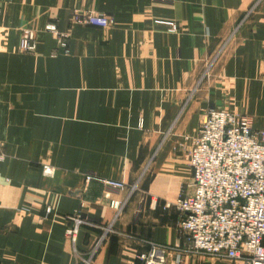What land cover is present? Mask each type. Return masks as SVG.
<instances>
[{
  "label": "crops",
  "instance_id": "0c3cea01",
  "mask_svg": "<svg viewBox=\"0 0 264 264\" xmlns=\"http://www.w3.org/2000/svg\"><path fill=\"white\" fill-rule=\"evenodd\" d=\"M75 9L116 22L72 25ZM51 21L70 32L69 54L43 31ZM22 28L36 52L19 49ZM210 107L264 129V0H0V264H80L65 236L76 211L112 225L94 264H144L150 241L180 243L164 203L192 180L185 136ZM102 233L83 225L77 249Z\"/></svg>",
  "mask_w": 264,
  "mask_h": 264
},
{
  "label": "built area",
  "instance_id": "2783aa9c",
  "mask_svg": "<svg viewBox=\"0 0 264 264\" xmlns=\"http://www.w3.org/2000/svg\"><path fill=\"white\" fill-rule=\"evenodd\" d=\"M72 25L112 27V15L93 10L75 9L70 17ZM156 24L178 30L175 21L156 19ZM43 31L52 35L64 54L70 53V32L49 22ZM36 31L21 29L19 49L34 53L38 49ZM189 144V164L192 180L181 186L173 202L166 201L165 209L179 211L178 228L183 239L175 245L150 241V249L139 255L144 264H166L173 253L174 264H183L186 257L200 254L238 264H264V129L253 128L247 114L210 107L202 118L198 133L185 136ZM6 158L4 142L0 141V163ZM42 172L53 177L56 167L44 163ZM99 179L87 174L86 180ZM100 180V179H99ZM119 189H127L122 180H102ZM137 184L130 186L133 191ZM158 204L157 198H152ZM119 210L122 203L112 202ZM47 213L51 208L46 209ZM66 238L72 243L80 264H94V257L112 225L104 226L90 221L82 212L69 216ZM103 228V233L87 252L77 249L83 225Z\"/></svg>",
  "mask_w": 264,
  "mask_h": 264
},
{
  "label": "rangeland",
  "instance_id": "374dc122",
  "mask_svg": "<svg viewBox=\"0 0 264 264\" xmlns=\"http://www.w3.org/2000/svg\"><path fill=\"white\" fill-rule=\"evenodd\" d=\"M183 264H238V263H232L229 261L216 259L208 255L200 254L195 257L186 258Z\"/></svg>",
  "mask_w": 264,
  "mask_h": 264
}]
</instances>
